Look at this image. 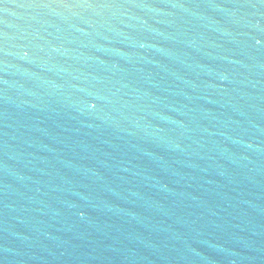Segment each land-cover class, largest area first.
Segmentation results:
<instances>
[{
  "label": "water",
  "instance_id": "1",
  "mask_svg": "<svg viewBox=\"0 0 264 264\" xmlns=\"http://www.w3.org/2000/svg\"><path fill=\"white\" fill-rule=\"evenodd\" d=\"M0 264H264V0H0Z\"/></svg>",
  "mask_w": 264,
  "mask_h": 264
}]
</instances>
